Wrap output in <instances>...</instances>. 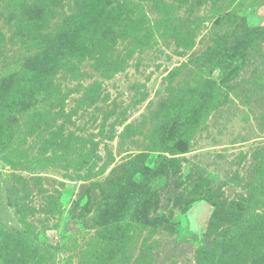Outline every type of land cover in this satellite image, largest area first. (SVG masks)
Returning a JSON list of instances; mask_svg holds the SVG:
<instances>
[{"label": "rangeland", "instance_id": "374dc122", "mask_svg": "<svg viewBox=\"0 0 264 264\" xmlns=\"http://www.w3.org/2000/svg\"><path fill=\"white\" fill-rule=\"evenodd\" d=\"M0 114V264H264V0H0Z\"/></svg>", "mask_w": 264, "mask_h": 264}, {"label": "trees", "instance_id": "16d2710c", "mask_svg": "<svg viewBox=\"0 0 264 264\" xmlns=\"http://www.w3.org/2000/svg\"><path fill=\"white\" fill-rule=\"evenodd\" d=\"M77 23V22H76ZM80 23L75 25L74 29H69V31L62 36V38L58 41L56 49L53 51V56L57 53H78L81 52L82 49H84V44L81 43V41H78V38L81 37L80 32ZM49 55V57H48ZM52 57L50 56V53H48L46 56H44L43 63H40L34 66L33 69H31V73L25 76L22 79L21 86L17 89V92L12 96V98L9 100V103L11 105H14L16 102L20 101L26 91L28 90L29 86H32L35 83H39L42 80V74L49 71L51 67ZM4 117L2 114H0V131H3L4 129Z\"/></svg>", "mask_w": 264, "mask_h": 264}]
</instances>
